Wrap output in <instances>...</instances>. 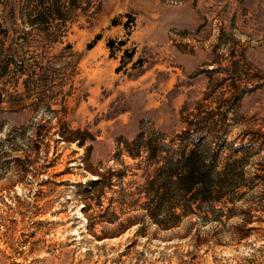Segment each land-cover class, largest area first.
<instances>
[{
  "label": "rangeland",
  "instance_id": "1",
  "mask_svg": "<svg viewBox=\"0 0 264 264\" xmlns=\"http://www.w3.org/2000/svg\"><path fill=\"white\" fill-rule=\"evenodd\" d=\"M73 3L0 0V264H264V0ZM197 116L246 187L157 220L127 150Z\"/></svg>",
  "mask_w": 264,
  "mask_h": 264
},
{
  "label": "trees",
  "instance_id": "2",
  "mask_svg": "<svg viewBox=\"0 0 264 264\" xmlns=\"http://www.w3.org/2000/svg\"><path fill=\"white\" fill-rule=\"evenodd\" d=\"M77 2L78 0H74L72 9L88 10ZM38 14L37 24L45 25L49 12L43 9ZM33 22L31 21L32 24ZM196 118L189 121V130L177 135L169 145H165L162 134L157 133L150 135L149 138L145 135L139 136L133 146L127 150L130 158L135 161L142 159L147 167L146 182L140 194L145 195L146 203L151 208L149 210L157 220L166 204L171 209L170 220H164L174 224L183 216L195 214L196 209L200 211L204 206L216 211V203L233 204V198L239 195L243 187H246L243 162L234 157L241 152L242 146L236 147L232 156L228 157L229 161L221 164L219 153L210 151L213 149L209 150V147L199 141L188 143L192 135L197 136L200 132L210 137L221 136L223 133L219 129L221 127L218 120L198 118V116ZM254 179L264 187V177L255 175ZM257 208L259 212L264 211V190ZM251 212L247 213L249 217L243 219L241 225L242 230L244 232L247 230V233L252 230L246 229L248 224H251V218L253 219Z\"/></svg>",
  "mask_w": 264,
  "mask_h": 264
}]
</instances>
